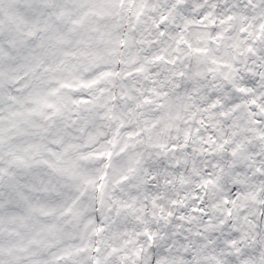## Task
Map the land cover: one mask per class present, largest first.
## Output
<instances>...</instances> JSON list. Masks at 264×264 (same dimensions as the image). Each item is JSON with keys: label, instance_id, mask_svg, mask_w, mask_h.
<instances>
[{"label": "snow or ice", "instance_id": "snow-or-ice-1", "mask_svg": "<svg viewBox=\"0 0 264 264\" xmlns=\"http://www.w3.org/2000/svg\"><path fill=\"white\" fill-rule=\"evenodd\" d=\"M111 10L118 60L95 73L118 77L109 130L83 150L50 137L43 162L42 188L62 189L50 209L90 206L91 227L52 264H264V0Z\"/></svg>", "mask_w": 264, "mask_h": 264}, {"label": "rangeland", "instance_id": "rangeland-1", "mask_svg": "<svg viewBox=\"0 0 264 264\" xmlns=\"http://www.w3.org/2000/svg\"><path fill=\"white\" fill-rule=\"evenodd\" d=\"M111 9L112 0H0V264H52L57 248L83 236L78 224H91L90 206L77 198L73 227L64 230L62 206L45 203L62 189L42 188L41 180L48 179L43 162L51 156L50 137L67 139L70 125L105 118L101 109L118 77L95 70L115 63ZM91 41L102 47L83 49ZM68 53L72 59L65 61ZM38 58L50 61L39 77ZM74 114L83 122L60 131V122ZM77 137L83 150L101 134L82 128Z\"/></svg>", "mask_w": 264, "mask_h": 264}, {"label": "trees", "instance_id": "trees-1", "mask_svg": "<svg viewBox=\"0 0 264 264\" xmlns=\"http://www.w3.org/2000/svg\"><path fill=\"white\" fill-rule=\"evenodd\" d=\"M55 5H56V3H55ZM55 5H53L52 8H55ZM114 27L116 28L115 31H118V28H117V25L116 24L114 25ZM96 44H97V47L98 48L99 47H102L98 43H96L95 41H91V42H88L87 44H85L83 46V49H85L86 47L93 49L96 46ZM79 51L80 50H78V51H76L74 53V55H76L75 56L76 58L79 56L78 55V53H80ZM69 53L67 54V56L65 58V61H68V59L69 60L72 59L71 58V55ZM118 55H119V53H118V49H117V52H116L115 57L113 59V60H115V63L113 64L112 68H115L116 62L118 60ZM95 71H97V70H95ZM104 88H105L104 86H101V89H104ZM89 96H91V94ZM110 104H111V97L109 96L107 98V100L105 101V103H104V105L106 107L104 106V108L101 109V111L102 110L103 111L102 112L100 111L101 114L102 113H105L108 110V108L110 107ZM68 119L71 120V122L66 123L67 122V119L66 118H64L60 122L61 126L63 127V128H59L60 131H63L65 129L66 124L70 125V123H72V122H83V119L80 118L79 116L75 115V114L73 116L69 115L68 116ZM84 121H86V119H84ZM70 128L72 129V132L70 133V136L69 137H73V138L77 137L78 132L83 128L87 132H89V131H91V132H93V131L94 132H99L101 134V137H99L98 141L101 140L107 134V131L109 130L108 123H107V118L106 117L105 118L96 119V121L93 124H86V125L74 124L73 127L70 125ZM101 128H102V131H101ZM9 187H10V185L8 186V191L11 189V187H10V189H9ZM75 202H76V200H75ZM74 207H75V204L72 205V209H74ZM43 216H45V215H43ZM60 217L62 219L63 229L66 230L69 227H71V229H72V227H73V224L72 223H73V220H74V218L72 217V213H69V214L66 215L63 212H61L60 213ZM63 219H67V220H63ZM80 224H78V225H79L80 228L83 229V235H85V233L87 232V230L91 227V224H90V226H84V225H80Z\"/></svg>", "mask_w": 264, "mask_h": 264}]
</instances>
